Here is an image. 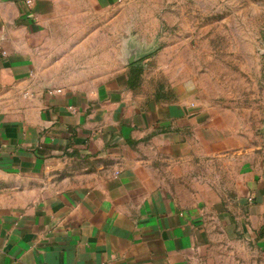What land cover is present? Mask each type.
Returning <instances> with one entry per match:
<instances>
[{"label":"crops","instance_id":"0c3cea01","mask_svg":"<svg viewBox=\"0 0 264 264\" xmlns=\"http://www.w3.org/2000/svg\"><path fill=\"white\" fill-rule=\"evenodd\" d=\"M25 1L0 0V264H264V142L134 96L87 22L124 0Z\"/></svg>","mask_w":264,"mask_h":264},{"label":"rangeland","instance_id":"374dc122","mask_svg":"<svg viewBox=\"0 0 264 264\" xmlns=\"http://www.w3.org/2000/svg\"><path fill=\"white\" fill-rule=\"evenodd\" d=\"M87 22L135 97L189 96L264 142V0H124Z\"/></svg>","mask_w":264,"mask_h":264},{"label":"built area","instance_id":"2783aa9c","mask_svg":"<svg viewBox=\"0 0 264 264\" xmlns=\"http://www.w3.org/2000/svg\"><path fill=\"white\" fill-rule=\"evenodd\" d=\"M25 3H26L27 5H29V4H31V0H26Z\"/></svg>","mask_w":264,"mask_h":264}]
</instances>
